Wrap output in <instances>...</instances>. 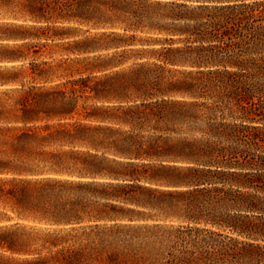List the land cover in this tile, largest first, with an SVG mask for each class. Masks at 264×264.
Here are the masks:
<instances>
[{
	"label": "trees",
	"instance_id": "obj_1",
	"mask_svg": "<svg viewBox=\"0 0 264 264\" xmlns=\"http://www.w3.org/2000/svg\"><path fill=\"white\" fill-rule=\"evenodd\" d=\"M0 264H264V0H0Z\"/></svg>",
	"mask_w": 264,
	"mask_h": 264
},
{
	"label": "rangeland",
	"instance_id": "obj_2",
	"mask_svg": "<svg viewBox=\"0 0 264 264\" xmlns=\"http://www.w3.org/2000/svg\"><path fill=\"white\" fill-rule=\"evenodd\" d=\"M81 26H82V28H83L84 30H85L86 27H87V26H85V25H81ZM153 34H154V33L151 32V36H152ZM153 39H154V38H151V47L153 46V43H154ZM144 46H148V44L145 43ZM28 79H29V78H28Z\"/></svg>",
	"mask_w": 264,
	"mask_h": 264
}]
</instances>
